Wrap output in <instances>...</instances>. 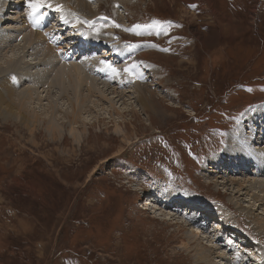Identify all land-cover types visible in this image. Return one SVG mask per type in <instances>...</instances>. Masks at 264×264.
Returning <instances> with one entry per match:
<instances>
[{
    "label": "rangeland",
    "instance_id": "rangeland-1",
    "mask_svg": "<svg viewBox=\"0 0 264 264\" xmlns=\"http://www.w3.org/2000/svg\"><path fill=\"white\" fill-rule=\"evenodd\" d=\"M101 1L96 10L108 32L90 34L78 27L102 46L100 52L98 48L92 52L99 59H105L107 49L122 54L150 44L128 68L156 72L149 79L145 76L153 85L152 109L145 112L136 100L133 104H123L127 98L112 100V88L132 94L139 83L143 85L127 77L121 62L116 66L124 84L105 80L102 85L111 88L100 87L113 103L104 96L94 99L101 106L94 109L90 104L83 110L79 132H70L73 118L47 107L54 90L47 94V102H33L36 106L30 111L37 109L44 118L39 127L27 128L20 120L0 115V264H195L216 243L200 235L196 215L185 213L187 208L208 216H197L201 221L226 225L227 233L249 242L245 246L238 241L243 251H264L263 201L253 198L251 191L238 195L239 184L221 185L223 179L212 168L217 166L213 158L219 165L216 171L229 168L226 158L217 157L229 134L248 113L264 105V0H176L174 6L170 0ZM22 3L1 1L6 10L12 7L1 25L24 37L33 34V41L46 50L49 42L58 44L56 17L43 15L40 29L29 28ZM117 10L124 14L122 22ZM153 21L160 22L159 34L155 28L135 29ZM120 23L127 27L125 32ZM107 24L120 25L115 27L116 35ZM111 35L114 42L104 39ZM79 42L75 47L54 46V57L62 67L71 69L72 63L84 60L79 57ZM5 49L0 65L16 48ZM77 78L72 77L71 88L87 89ZM65 94L59 107L74 100L72 94ZM70 105L65 107L72 115ZM111 105L124 110L123 118ZM245 164L234 157L236 169H232L241 171ZM230 177L227 181L244 179ZM150 197L156 199L152 205ZM164 202L174 205L171 212ZM198 238L204 242L200 244ZM213 257V263L219 264Z\"/></svg>",
    "mask_w": 264,
    "mask_h": 264
},
{
    "label": "bare ground",
    "instance_id": "bare-ground-1",
    "mask_svg": "<svg viewBox=\"0 0 264 264\" xmlns=\"http://www.w3.org/2000/svg\"><path fill=\"white\" fill-rule=\"evenodd\" d=\"M1 1L3 0H0V3ZM170 1L172 3V6H174L176 0H170ZM47 3L51 4L52 7H45L41 9V13L45 16H48V18L51 20H53L56 17L55 19H57V22L55 24L56 26L59 27L57 28V32L58 34H60L58 44L49 42V46H50V48L48 47L49 51L46 50L43 45H41V42H39L40 45H37L38 42L33 41L32 39V37H34L33 34L31 35L32 37L31 36L24 37L20 33L18 34L13 30L11 31L9 30L8 32V30L4 28L3 25H1L2 22H0V51H1L0 55L3 53V51L8 52L7 49L5 48L10 47V50L11 47L14 49L16 48L13 51L14 53L11 52L10 55L8 54L4 56L5 65L4 64L0 65V115H5V117L11 116L17 120H20V123H22L21 125H24L27 128L30 127V124H32L31 127L33 128L39 127L38 123H41L42 119L44 118H42L40 114L35 112L37 109L36 110L33 109L32 111L30 110L31 108H33L32 107L33 102L36 103L37 101L38 103L36 104L38 105L43 103V101L47 102L48 99H46V96L51 90H54L55 94H53L49 98V104L47 105V107L49 106L51 107L52 113L59 112L60 115L62 114L66 118H70V119L73 118L72 120L73 123H71V130H70L71 134L78 131L77 129L78 127L77 123L79 122L78 118L80 114H83L82 113L83 110H88L87 107H89L90 104H92V107L94 109L100 108L101 103H99V101L102 100L103 96H104L103 98L108 99L111 102V104L113 103L112 100H114L117 97H119L120 99L127 98L126 100L123 101L125 102L123 104H126L127 102L133 104V101L136 100V102L142 107V109L145 112L151 111L153 96H154L151 90L153 85L148 83L146 81V78L149 79L150 74L153 75L156 72L154 71V69L148 67L147 68L144 67L142 69L137 68L134 70L128 68V64L131 63L133 60L137 59V56L141 52L140 50L147 49L148 47L151 48L150 44L139 46V49L136 48V51L134 50V52L123 51L122 54H120L121 50L117 51L114 49L112 50L107 49L105 50L104 55H102L105 59H99L98 57L93 56L94 53L92 52L96 48H98V52H100L102 46L98 44V42L93 36L86 37L78 26H83L90 34H99V33L106 34L108 32V30L105 28L103 24L105 20H103L99 16V12L96 10V6L100 5L102 1L101 0H47ZM23 4L24 6H26L25 16H29L28 17L29 20H27L29 21L28 23H30L28 24L29 28L32 27L31 25H33V26H37L36 29H40L38 28V26L41 25V22L40 19L37 18L40 14H37V17L30 16L29 13L31 12V9L29 7V0H23L22 5ZM57 5H61L63 10L56 11ZM123 5L126 4L124 3L122 4V6ZM0 6H1L0 20L6 22L9 19L6 16L9 13L11 14L10 11L12 7L6 10V8H3L2 5ZM115 14L117 19L120 22H122V17L124 16V14L122 13L123 15L121 16L118 10L116 11ZM107 26L111 28L113 30V33L115 34V27L110 24H107ZM121 30L122 32L123 31L125 32V30H127V27L121 24ZM38 37L47 39V36H42L40 35V33H38ZM115 38L116 37H114V35H111L110 39L109 38H104V39L106 41L114 42ZM76 41H80L79 57H84V60L83 61L80 60L81 63L79 65H77L76 63H72V65L74 64L73 66L74 68L71 69L68 66L62 67L61 62L58 63L54 57L56 55L54 46L55 45L66 46V44H70L75 47ZM104 48L105 45H103V49ZM19 51L20 53H17ZM71 54H73L72 51ZM84 54H87V56H84ZM30 55H33L34 58H31ZM62 55L65 57L64 54ZM66 55L67 56L69 55L68 52ZM108 57H111L112 60L110 61ZM69 58H71V56ZM101 61L111 64L112 67L116 69H117L116 65L123 62L122 63L123 69H129V71L126 72L127 77H131L138 81H141L143 82V85L139 83V87L134 89L132 94H129L131 91L121 92L112 88L111 92L113 93L114 96L112 100H110L109 99L110 97L105 95L106 92L103 89H100L101 86H103L102 88H109V89L111 88L109 86L107 87L104 86L105 85L104 81L115 80L121 84H124L125 81H123L121 76L119 75L118 69L116 73H113L111 70L108 69L101 71L100 69L104 68V64L103 63L101 64ZM138 62L140 65H142V63H140L139 60ZM75 64L77 66H75ZM72 65L70 66L72 67ZM106 72H109L110 75H107ZM74 75L75 77L76 76L78 77L77 79L81 83L80 86L83 85L87 89L82 90V88L79 87L76 91H74V88H71L72 84L75 83L72 79ZM146 75L147 77L145 78ZM59 84L61 86H58ZM109 89H107V91ZM3 90L7 93V95H5L2 92ZM66 92L72 94L74 96V100L70 102V99H68L65 103L63 102V106L61 105L62 107H59L61 103L59 100L63 101L64 98L67 97V95L65 94ZM16 94L17 97L19 98L18 100L14 99ZM136 94L137 96H135ZM59 97L62 99H60ZM54 99L56 102L54 101ZM94 99H97L99 101ZM68 103L71 104L70 108L73 110L72 115L70 114V112H68V108L65 107V105ZM27 105H29L28 110H27L28 108ZM111 108H114L117 115L120 118H123L124 110H120V109L117 110L116 106L114 105H111ZM133 109L134 108H132V111H135ZM47 113L49 114V110ZM44 114H46V112ZM96 115L98 116L96 118H99V115L98 114ZM82 123L83 126L86 127L85 124L86 122L82 121ZM119 130L120 127H117V131ZM54 131H56L55 128L53 129V133ZM49 132H51V130ZM229 135L230 138H228V141H226L227 143L225 145L226 146L225 149H223L222 153H219L218 156L216 155L217 157L222 158V160L226 158V162L228 163L229 168L227 169L222 168L219 171H216L219 165L216 158H213L212 161L217 164V166L212 167L213 169H215V171L213 172L218 174L217 178L223 179L221 181L222 183L221 185L226 184L228 187V185L239 184L238 189L236 190L238 192V195L243 194V190H245L244 194L246 193L249 194L251 191L253 198L257 199L258 201H263L264 203V195H261L262 198H259L260 194H257L258 196L256 195V192L264 194V105L259 106L256 109V111H252L248 113L245 116V120L239 124V127H237V130L235 129V132H232ZM78 136L74 135L76 140ZM243 142H245L246 144H244ZM237 156L248 162V164L242 166L243 168V170H241L242 172L238 170L236 171L233 170L236 169V167L233 165V158ZM230 176H241L244 179H240L236 181H227L228 178H231ZM215 182L217 181L215 180ZM254 186L259 187V191L253 192L252 188H254ZM227 190L230 189L227 188ZM149 201L150 204L152 205L153 202L156 201V199L150 197ZM164 203L166 204L165 210L166 209L169 210L170 208L172 209V207L174 206L172 204L170 205L168 202H164ZM235 204H237V206H240L239 205L240 203L238 204L235 202ZM191 210L192 212L189 211V208H187L185 213L187 214L191 213L193 215L194 214L196 215L193 218H195L196 221H198L196 222L199 226L198 228L202 230L201 233L199 232L200 235H202L203 233L204 235L202 236L204 238L214 239L213 242L216 243L215 245L213 244L214 250L208 248L209 249L208 253L207 254L203 253L202 255H200V257L196 258L195 264H216L213 263V259L211 258L212 255L214 256L213 258L218 260L217 262H219V264H254V263L263 264L264 263L263 250L259 252L248 251V250H247L248 252L243 251L242 248L245 247H243L242 245L246 244L245 246H247L249 242L247 243L243 239H238L236 235L231 237L230 235H233L234 232H232L233 234H229L230 231H228L227 233L226 232L227 229L225 230L226 225L225 226L219 225L218 227L215 226V223L208 224V222H205L206 220L201 221L197 216L199 217L204 216L205 219L206 218L208 219V216L205 213L199 214L198 212L200 211H193L194 209ZM169 211L171 212L172 210ZM181 213H179V215ZM171 217H169L168 219L174 221ZM214 218L215 221L213 222H216V217ZM261 223L262 222H259V225ZM205 226H207V228ZM213 236H215V238ZM234 238H236L237 240ZM199 241L201 242L200 244H202V242H204V239L203 241L202 240ZM238 241L242 242L241 243L242 245L239 244L240 246H238ZM217 245H218V249H216ZM248 246H250V244H248Z\"/></svg>",
    "mask_w": 264,
    "mask_h": 264
},
{
    "label": "snow or ice",
    "instance_id": "snow-or-ice-1",
    "mask_svg": "<svg viewBox=\"0 0 264 264\" xmlns=\"http://www.w3.org/2000/svg\"><path fill=\"white\" fill-rule=\"evenodd\" d=\"M29 7L31 9V12L29 13L30 16L32 17H37V14H40L37 18L38 19H43L44 16L41 13V9L45 8V7H52L51 4L47 3V0H29ZM189 7L195 8L197 7V5L195 4H191L189 5ZM63 8L61 5H57L56 6V11H62ZM114 27H120V25L118 24H114ZM151 28H155L157 29V34L160 33V31H163V29L160 28V22L159 21H153L151 24H146V25H140L137 24L135 25V29L139 30V29H151ZM137 34H140L139 32ZM151 34V33H149ZM164 51H167L168 49H163ZM101 63L104 64V68H101V71H104L105 69L111 70L113 73L117 72V69L112 67L111 64H108L107 62L102 61ZM133 67H135V65H133ZM124 71L128 72L129 69H125Z\"/></svg>",
    "mask_w": 264,
    "mask_h": 264
}]
</instances>
